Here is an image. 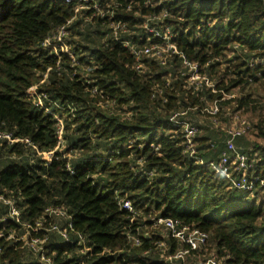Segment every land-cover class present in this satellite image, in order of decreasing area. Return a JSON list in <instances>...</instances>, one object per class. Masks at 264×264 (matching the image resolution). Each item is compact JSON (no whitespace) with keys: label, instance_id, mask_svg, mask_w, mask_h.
Listing matches in <instances>:
<instances>
[{"label":"trees","instance_id":"16d2710c","mask_svg":"<svg viewBox=\"0 0 264 264\" xmlns=\"http://www.w3.org/2000/svg\"><path fill=\"white\" fill-rule=\"evenodd\" d=\"M79 1L0 0V129L29 139L42 154L55 150L56 121L34 106L28 90L35 85L58 103L61 109L54 111L66 116V146L51 162L23 143L0 149V189L16 200L23 222H43L45 256L52 264H171L155 244L166 242L167 256L186 246L159 232L142 235L157 220L171 219L210 236L209 245L189 255L187 264L209 254L227 264H264V147L236 140L249 157L246 183L253 190L229 188L224 177L185 153L181 130L169 122L173 111L197 108L190 112L199 129L197 156L205 163L218 161L226 134L201 111L224 99L222 92L240 88L242 96L221 107L236 103L234 113L256 114L255 135L264 138V103L253 92L246 94L251 86L264 90V0H91L83 12L87 18L77 19ZM94 4L104 16H96ZM154 16L158 19L149 25L169 30L171 42L203 73L215 76L221 94L194 89L178 59L169 66L144 59L143 71L135 69L124 41L138 47L161 43L145 29ZM69 21L68 43L91 74L81 76L67 56L58 64L42 50L43 40ZM113 22L127 24L129 33L116 36ZM85 75L104 98L92 95ZM201 115L213 130L202 125ZM122 199L130 201L135 215L122 209ZM56 207L66 209L71 227L45 213ZM5 210L0 203V218ZM53 226L66 230L68 240ZM137 229L140 247L128 241ZM40 258L22 243L0 238V264H43Z\"/></svg>","mask_w":264,"mask_h":264},{"label":"built area","instance_id":"2783aa9c","mask_svg":"<svg viewBox=\"0 0 264 264\" xmlns=\"http://www.w3.org/2000/svg\"><path fill=\"white\" fill-rule=\"evenodd\" d=\"M63 1L71 3L74 0ZM90 1L91 0H80L79 3H77V5L81 4L82 6H84V8L81 9L82 11H78L79 9L76 11L78 6H75V18L77 17L79 12L82 13L89 9ZM97 8L98 5L94 4L93 9L97 10ZM96 16H104V13L98 14L96 12ZM85 18H87L86 15L84 16V19ZM157 19L158 18L155 16L149 18L145 23V29L154 37L160 38V40H162L161 43L148 44L143 47H138L130 45L129 42L124 41L125 48H127L135 58V69L138 72L143 71L144 59H156L164 66H169L174 59H178V61L181 63V67L185 70L183 74L189 77V84L193 85L195 87L194 89H214L212 79L202 72V68L200 67V65L191 61L183 52H181L177 48L174 43L171 42L172 35L169 30H166V32H162L149 25V23H152ZM69 23L70 21L67 25L48 35L41 44L42 50L49 53L50 55L57 57L59 59L58 64L61 62L60 59L62 58V56H67L70 60L71 66L79 68L76 70V72H79L81 76L84 74H91V68L89 66L79 65L78 56L75 50L68 43L70 37V32L68 30ZM111 27L114 29L116 36L118 32L121 34L129 33L128 25L125 23L113 22L111 24ZM161 51H164L165 53ZM92 65H94V63ZM95 69H97L96 66ZM48 71L44 74L41 84H44L47 80ZM90 78L85 75L84 80L90 86L92 95L104 98L105 95L102 94L103 92L100 91L97 86H92L94 81ZM28 94L32 98L35 107H37L39 110L44 111L47 115L53 116L54 120L56 121L57 147L52 152L42 154L41 152H39L38 148L30 142L29 139L16 138L11 132L3 131L0 129V149L4 148L5 146L11 147L17 143H23L27 147L34 149L39 156L44 155L49 163L55 158L57 151H62L63 149H65L66 143L64 141V132L66 116L54 111L56 109L60 110L61 108L59 107L57 102H54L51 99L49 94L39 91L38 85L31 87L28 90ZM214 103L215 105L213 107L208 108L209 106H206L201 112L207 113L212 116L213 124L216 127H219V120L217 118V115L220 113V109L217 104L218 102L216 101ZM195 111H197V108L176 110L173 111L169 117L170 124L176 128H179L183 134L185 153L194 158L197 164H199L200 166L206 165L210 168V170L214 171L220 176L229 178L232 187L238 190L247 189L249 191H252V186H247L246 183L247 171L251 167V165L249 164V157L248 155L242 153L236 146V140L243 137L244 132L240 130H231L229 132V135L227 136V140L225 141L226 150L222 153L220 159L218 161L205 163L197 156L195 148V139L199 133V129L198 126H196L190 118V112ZM229 169H231L232 171L234 170V176L237 175L240 179H235L232 175L233 173H231L232 171L230 172ZM68 170L71 171L72 168L68 166ZM148 175H152V173H149ZM263 182L264 180H261V183L264 187ZM251 194L253 195L254 193ZM0 203L3 204L6 208L5 214L0 218V223L3 224V230L0 232V238L5 239V241L7 242L22 243L23 247H27L33 253L40 254L41 263L52 264L51 260L44 254V244L47 243L48 236H39L44 228L43 222L38 221L35 226H32L27 222H23L22 211L18 208L16 200L4 196L1 189ZM119 205L122 207V209L135 215L130 201L122 199ZM45 213L51 216V218L53 217L54 219H58L59 221H64V223H67L68 226L71 227V217L68 215L65 208H48L46 209ZM154 225L156 227L161 226L164 229L166 238L175 239L182 245L186 246V248L179 249L174 254L167 256L166 253L168 251V245L166 244V242L162 240L157 242L155 244V247L160 255V258L168 263L178 262L179 264H187V258L189 255L194 252H200L202 248L209 245V234L188 226H182V224L178 221H174L171 219H159L155 222ZM18 229H21L23 231L25 230V233L19 234ZM53 229L59 231V234L64 237V239L68 240V233L66 230H59L58 226H53ZM136 232V235L128 236V241L129 243L133 244V246L140 247L142 245V237H140L139 229H137ZM145 234L142 235L145 237H149L150 235ZM79 237L80 244L85 245L86 239L81 235ZM225 261V259L221 260L220 258L211 256L209 259H200L195 264H227Z\"/></svg>","mask_w":264,"mask_h":264},{"label":"rangeland","instance_id":"374dc122","mask_svg":"<svg viewBox=\"0 0 264 264\" xmlns=\"http://www.w3.org/2000/svg\"><path fill=\"white\" fill-rule=\"evenodd\" d=\"M76 6H78L77 9L75 8L76 11L78 9H79L78 11H82L81 9L84 8V6H82L81 4H78ZM96 12L98 14H103V11H96ZM84 16H85V14L83 12L82 13L79 12L76 18L81 19V18H84ZM161 52L165 53L164 51H161ZM229 56H230V58H232L233 55L230 54ZM225 66H226V64L223 63L219 67V70L221 71V73L224 72ZM205 74L208 77H210L207 74V72H205ZM212 80H213V85H215L217 82L215 76L212 77ZM228 84H229V79H226V83L224 85L226 86ZM213 91L212 92L214 94H221V91L217 90V88L215 86H214ZM250 91L253 92L255 99H258L261 103H264V90H263L262 86H251L250 88H248L246 90V94H249ZM222 94L224 96V99H222L219 103H217L219 106V109H220V116H221L220 118H218V120H219L218 126L219 127H216L215 125H213V127L216 129H220L222 132H224L226 134L225 140L227 139V136L229 135V132L231 130H240V131L244 132L243 137H241V138H243L244 145H248V144L252 143V145L264 147V138L261 139V138L256 137V135H255L256 131L254 129V125L256 123H259L256 114H254L253 112H250V111L249 112L248 111L241 112V114L240 113H234L233 111H234V106H236V103H233L231 106L230 105L229 106H223V109L221 107L222 102L241 97L243 94L241 89L240 88L234 89V90H232V92L230 94H227V95L224 92H222ZM214 105H215V103L209 105L208 108H211ZM198 118H199V121L202 123L203 126L209 127V129L213 130L212 125H210L211 121L209 118H206L205 116H202V115ZM229 118H231V119H229ZM221 128H223V129H221ZM238 149L241 150L239 147H238ZM5 156L6 155H4L3 157L5 158ZM225 179L229 183V188H231L232 185L230 183V179L229 178H225ZM263 184H264V182H263ZM256 197L257 196L255 193L253 195L251 194V198L255 199ZM141 217H145V216L141 215ZM141 220L143 221V218H141ZM144 230L147 231L146 232L147 234H151V232H159L164 237H166L164 229L161 226L156 227L154 225L148 229L145 228ZM143 234H145V233H143ZM147 234H145V235H147ZM210 257H211V255L209 254L208 256H203L201 258H199L198 256H193L191 259H194V262L197 263L198 260H200V259H203V258L209 259Z\"/></svg>","mask_w":264,"mask_h":264}]
</instances>
